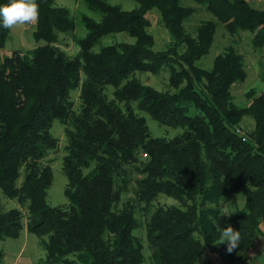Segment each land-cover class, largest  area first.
Segmentation results:
<instances>
[{
  "label": "trees",
  "instance_id": "obj_1",
  "mask_svg": "<svg viewBox=\"0 0 264 264\" xmlns=\"http://www.w3.org/2000/svg\"><path fill=\"white\" fill-rule=\"evenodd\" d=\"M134 1L137 9L123 11L103 0H83L100 20L82 16L85 35L75 38L69 11L55 0H38L32 37L44 44L1 61L0 194L19 208L0 209V238H17L25 225L45 238L44 264H143L137 236L143 225L148 264H195L204 251L238 261L264 237V95L248 92L247 106L233 104L232 87L247 75L236 46L218 55L210 70L196 63L212 46L216 22L232 36L251 33L253 47L264 48V10L247 0H193L215 19L205 21L194 38L183 28L193 9L181 0ZM151 10L172 39L162 51L152 50ZM115 33L133 44L92 51ZM59 34L71 35L76 55L61 49ZM8 37L0 27V49ZM161 71L168 73L164 91L134 77ZM107 87L114 89L113 101L106 99ZM78 88L76 113L70 93ZM136 111L182 132L152 138ZM245 117L254 121L252 132L241 126ZM54 121L67 139L65 207L46 200L52 173L44 162L57 145L50 133ZM239 194L243 208L222 216L226 199ZM161 197L178 205L162 204ZM138 213L145 216L142 225ZM229 224L241 233L231 254L216 228Z\"/></svg>",
  "mask_w": 264,
  "mask_h": 264
},
{
  "label": "rangeland",
  "instance_id": "obj_2",
  "mask_svg": "<svg viewBox=\"0 0 264 264\" xmlns=\"http://www.w3.org/2000/svg\"><path fill=\"white\" fill-rule=\"evenodd\" d=\"M112 6H119L123 11H131L137 9L138 5L134 0H103ZM252 3V0H247ZM182 4L193 9V13L184 21V31L196 37L198 28L207 20L215 21L214 17L205 9L203 5L195 3L193 0H181ZM57 7L65 8L69 11L71 18L75 23L74 36L82 38L85 35V28L81 23V17L87 16L95 21L100 20V15L97 12L89 10L83 0H55ZM259 7L253 6L258 10H264V0H260ZM150 21L149 33L154 37L153 51H162L171 42V36L168 31L160 23L159 14L155 10H151L147 14ZM35 29V23L26 28H18L14 32L9 31V37L2 49H0V63L5 57H9L15 51L26 53L33 50L44 43L36 42L32 37V32ZM253 35L249 32H240L237 36L230 35L221 23L216 22V31L214 40L208 53L200 59L196 64L206 70L212 68L214 59L225 52L230 45L236 46L238 51L244 56L246 65V78L243 82L235 83L232 87L233 104L238 107H245L250 103V99L246 97L248 92L256 95H264V48L256 49L252 45ZM60 47L68 55L73 57L77 54V46L74 43L71 35L59 34ZM130 43L133 40L124 33L109 34L92 48L94 53H98L101 48L114 45L117 43ZM140 83L148 85L156 90L164 91L168 88V73L161 71L157 75L149 73H136L134 76ZM112 87H107L104 91L106 99L113 101ZM70 99L73 103V110L77 113L81 106L79 88L70 93ZM136 113L145 119V124L149 135L152 138L172 139L181 134L180 128H170L154 121L148 114L136 111ZM191 115L196 114L195 110L190 109ZM243 129L252 132L254 130V121L251 117H245L241 123ZM64 126L58 121H54L50 129L51 135L56 139V148L48 154L45 164L49 165L52 173V182L47 190V203L51 207H65L68 201L65 196V187L67 184L66 176L62 169L63 157L66 155L67 139L64 133ZM21 181V179H20ZM159 202L167 205L177 206L178 203L172 198L161 197ZM245 198L242 194L232 196L226 199L223 211L231 212L236 209H241L244 206ZM13 208H19L15 199H8L0 194V209L8 211ZM23 222L25 223L27 214L24 209ZM140 224L145 222V216L138 213ZM225 227V226H223ZM141 226L137 232V236L141 239L143 245L144 263L148 264L150 250L146 240V232ZM222 228V227H221ZM45 239L35 234L29 233L25 225L19 232L17 238H0V253L2 264H44L45 251L42 248L41 242ZM258 241V240H257ZM208 255L203 257V262ZM221 259L216 258L217 263ZM221 263V262H220Z\"/></svg>",
  "mask_w": 264,
  "mask_h": 264
},
{
  "label": "clouds",
  "instance_id": "obj_3",
  "mask_svg": "<svg viewBox=\"0 0 264 264\" xmlns=\"http://www.w3.org/2000/svg\"><path fill=\"white\" fill-rule=\"evenodd\" d=\"M39 20L38 0H8L0 4V27L14 32L18 28H26ZM231 216L227 211L222 216ZM220 233V244L226 245V251L231 254L240 247L241 233L233 228L231 224L226 227L217 225ZM251 264V260H249Z\"/></svg>",
  "mask_w": 264,
  "mask_h": 264
},
{
  "label": "crops",
  "instance_id": "obj_4",
  "mask_svg": "<svg viewBox=\"0 0 264 264\" xmlns=\"http://www.w3.org/2000/svg\"><path fill=\"white\" fill-rule=\"evenodd\" d=\"M252 2L254 4L253 6L260 8L258 5L260 0H252ZM205 255L208 256L205 258V262H203V257ZM215 259L216 258L208 251H204L200 259L195 264H249V260H251V264H264V237L260 238L257 241L255 249L252 250L249 255L238 261L220 260L221 263H217Z\"/></svg>",
  "mask_w": 264,
  "mask_h": 264
}]
</instances>
